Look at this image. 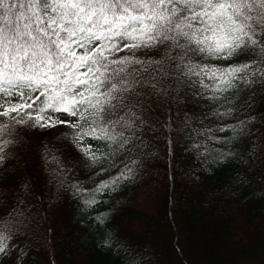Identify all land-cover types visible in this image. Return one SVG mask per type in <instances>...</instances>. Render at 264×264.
<instances>
[{"label": "snow or ice", "instance_id": "snow-or-ice-1", "mask_svg": "<svg viewBox=\"0 0 264 264\" xmlns=\"http://www.w3.org/2000/svg\"><path fill=\"white\" fill-rule=\"evenodd\" d=\"M177 87L246 125L264 102V0H0V164L20 130L68 129L61 138L100 171L123 153L102 192L135 174L145 135L163 130L152 100ZM46 163L64 187L61 160ZM23 226L22 211L0 212V257L23 254Z\"/></svg>", "mask_w": 264, "mask_h": 264}, {"label": "trees", "instance_id": "trees-1", "mask_svg": "<svg viewBox=\"0 0 264 264\" xmlns=\"http://www.w3.org/2000/svg\"><path fill=\"white\" fill-rule=\"evenodd\" d=\"M255 104L240 125L245 113L213 117L217 102L179 87L153 98L163 130L145 135L135 174L102 192L123 153L100 171L61 138L68 129L20 130L0 164V212H23L24 252L0 264H264V102ZM209 127L213 139L197 135ZM53 156L64 187L51 179ZM73 183L86 191L74 195Z\"/></svg>", "mask_w": 264, "mask_h": 264}]
</instances>
